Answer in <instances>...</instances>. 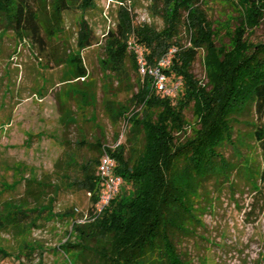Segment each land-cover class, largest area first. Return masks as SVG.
<instances>
[{"label":"trees","instance_id":"trees-1","mask_svg":"<svg viewBox=\"0 0 264 264\" xmlns=\"http://www.w3.org/2000/svg\"><path fill=\"white\" fill-rule=\"evenodd\" d=\"M226 1L236 14L226 21L232 29L229 44L220 42L218 26L209 20L202 0H150L152 15L163 20L162 29L136 23L132 10L120 0L116 25L106 32L102 67L109 72L106 80L128 89L129 98L119 101L108 87L112 98L103 107L114 127L125 122V141L119 142V132L113 147L97 140L92 146L97 155L81 163V177L74 186L91 194L94 206L100 202L103 183L98 169L104 154L115 160L122 186L101 213L91 211L87 220L73 223L69 240L61 246L72 264H192L181 252V243L201 224L200 211L213 208V202L202 206L204 184L228 179L234 168L220 149L233 143L237 117L251 111L264 116V43L249 39L264 24V0ZM95 5L96 0H0V25L20 41H29L48 65H70L74 75L70 80L80 81L87 77L80 51L98 43L85 20ZM74 8L82 13L79 50L74 55L60 54L54 43L64 30L65 13ZM183 28L188 44L181 38ZM137 49L148 68L176 49L164 70L169 85L181 82L176 96H164L151 75L141 74ZM201 52L204 83L193 73ZM83 86L73 92L83 101L82 111L94 102L93 92ZM188 110L197 120L196 127L188 122ZM68 115L70 121L72 115ZM254 137L264 158V127ZM257 177L264 180V170ZM28 184L38 187L28 192L34 196L33 207L15 204L6 220L1 218L0 226L20 231L24 225H34L30 214L46 211V190L52 186L37 180Z\"/></svg>","mask_w":264,"mask_h":264},{"label":"rangeland","instance_id":"rangeland-1","mask_svg":"<svg viewBox=\"0 0 264 264\" xmlns=\"http://www.w3.org/2000/svg\"><path fill=\"white\" fill-rule=\"evenodd\" d=\"M202 1L209 20L218 26L220 42L229 44L232 29L226 21L235 17L234 6L226 0ZM121 5L120 0H96L95 8L85 14L98 43L80 51L87 69V77L80 81L70 80L74 79L70 65H48L29 41H20L0 25V220H6L20 202L26 203L25 209L33 207L34 196L28 192L38 187L29 186V180L52 186L46 190V211L30 214L34 225H24L20 231L0 226V264L73 262L61 246L69 240L73 223L84 222L97 207L91 194L74 186L81 177L79 166L97 155L92 147L97 140L113 147L119 132V142L125 141V122L114 127L103 107L111 93L122 102L129 98L128 89L106 80L109 72L102 67L106 32L115 27ZM125 5L136 23L164 27L163 20L152 15L150 0H125ZM81 17L76 8L65 13L59 44L54 43L60 54L78 52ZM181 38L188 44L185 28ZM249 39L264 43V24ZM193 73L203 83L207 81L203 52ZM129 74L132 84L134 76ZM83 85L93 92L94 102L82 111L83 101L73 92ZM186 117L192 128L197 126L191 110ZM261 127L264 116L254 111L237 117L233 143L220 149L234 168L228 179H210L204 184L202 206L213 202V208L200 211L201 224L181 243V252L192 264H264V180L257 177L264 170V158L254 137Z\"/></svg>","mask_w":264,"mask_h":264},{"label":"built area","instance_id":"built-area-1","mask_svg":"<svg viewBox=\"0 0 264 264\" xmlns=\"http://www.w3.org/2000/svg\"><path fill=\"white\" fill-rule=\"evenodd\" d=\"M139 56V66L142 75L149 74L155 79V87L164 96H176L181 82L177 81L173 85L168 84V77L164 73L171 64V57L176 53V49H172L168 56L164 57L157 66L148 68L147 63L139 49L136 50ZM116 162L109 154H104L98 169V175L103 183V191L100 202L94 211L95 214L101 213L106 206L117 196L122 186V179L115 173Z\"/></svg>","mask_w":264,"mask_h":264}]
</instances>
